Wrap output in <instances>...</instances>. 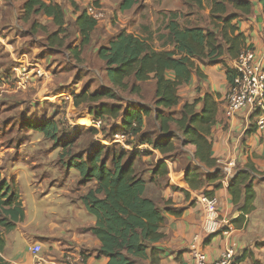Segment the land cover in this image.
<instances>
[{
	"label": "crops",
	"instance_id": "0c3cea01",
	"mask_svg": "<svg viewBox=\"0 0 264 264\" xmlns=\"http://www.w3.org/2000/svg\"><path fill=\"white\" fill-rule=\"evenodd\" d=\"M133 1L131 9L117 13L120 22L132 24L148 12L153 17L154 11L168 14L180 9V0H161L158 8H153V0ZM249 1L253 3V13L235 23L245 35L247 45L264 59V0ZM200 4L205 6V1L198 0L195 7L199 9ZM10 9L0 11V183L10 184L19 194L25 217L10 231L3 230L5 245L1 255L10 264H108L109 259L99 254L101 243L92 232L96 218L83 202L84 196L97 188V181L81 183L79 171L69 165L70 149L57 146L38 129L44 122L52 121L58 114L54 105L62 101L55 104L40 99L46 95L63 97L67 90L64 87L71 84L72 77L67 76V82L58 77L62 70H59L56 55L51 53L53 48L24 47L8 37L4 29L16 25V11ZM211 9L212 6L208 11L210 20ZM196 15L192 10L187 18L193 20ZM27 63L43 68L45 76L38 78L31 74L32 78L23 88L12 67L22 68V64ZM226 64L233 65L229 60ZM200 68L204 77L195 74L191 83L179 90L181 105L203 99L206 94L218 97L221 112L211 135L213 158L221 167L233 163L236 175L240 170H249V166L254 168V209L243 212L245 192L240 193V202L235 203L230 183L224 180L218 189L215 188L218 182L198 189L191 187L187 168L190 164L197 166L194 145L182 147L180 156L167 159L151 149L153 155L148 158H155V163L163 161L168 167L167 183L156 195L150 188L147 191L163 210L165 237L153 245L154 253L150 250L148 257L138 260L137 264H190L194 260L191 246L197 235L203 237V250L210 262L218 260L229 246L235 245L236 264H264V130H259L255 116L245 111L230 119L226 117L225 99L230 82L223 64L200 65ZM153 84L155 87L154 81ZM135 103L149 105L138 100ZM202 105L199 103L197 109ZM86 117L92 118L90 114ZM63 134L59 136L63 138ZM196 161L206 174L214 172ZM148 174L151 176L152 172L149 170ZM202 198L218 200L222 227L211 236L203 231L206 210ZM35 245L42 248L38 256L31 251ZM70 256L72 262H68Z\"/></svg>",
	"mask_w": 264,
	"mask_h": 264
},
{
	"label": "trees",
	"instance_id": "16d2710c",
	"mask_svg": "<svg viewBox=\"0 0 264 264\" xmlns=\"http://www.w3.org/2000/svg\"><path fill=\"white\" fill-rule=\"evenodd\" d=\"M23 1V12L27 19L38 15L53 19L58 30L50 36V40L56 43L67 24L61 3L55 0ZM133 5V0H124L120 10H129ZM229 6L238 14L229 13ZM76 7L79 10L73 26L81 37V47H85L91 43L98 23L77 4ZM252 13L253 3L249 0H214L212 27L209 28L182 27L178 15L172 14L165 33L160 36V40L164 41L161 49L154 47L150 39L126 30L120 31L98 51L99 59L105 63L109 85H104L100 91L90 93L84 89L81 94H75V106L88 108L95 120L120 121L121 125L114 124L111 128L118 133L130 132L138 144L151 146L166 159L174 158L173 153L182 154V147L194 145L195 158L214 172L206 174L200 166L190 164L187 168L188 183L193 189H198L218 182L215 188H220L225 173L213 158L211 135L218 122L221 104L217 96L206 94L203 99L181 105L179 90L189 85L195 74L204 77L200 65L223 64L228 81L230 84L233 82L234 71L226 60L232 62L248 47L246 37L235 20L245 19ZM167 46L172 49H167ZM75 55L80 59L81 49ZM150 81L155 82L153 108L135 104L134 108L129 106L123 110L121 106H108L103 102H124L120 95L122 91L137 93L140 90L138 83ZM199 103L203 104L200 110L197 109ZM92 104L97 106L93 107ZM177 107L181 108L179 116L165 114L166 110ZM145 119H153L156 132L144 131L147 128ZM38 129L57 146L70 149L71 142L59 138L61 129L55 122H44ZM102 129L104 131V126ZM90 133L98 132L92 129ZM157 134L159 139L153 140L152 136ZM104 151L107 152L103 146L92 148L83 156L71 157L69 165L79 171L81 183L93 180L98 183L95 190L84 196L83 202L88 212L96 218L92 232L101 243L99 254L109 259L108 264H137L138 260L148 257L150 250L154 253L153 245L165 237L162 232L165 223L163 210L154 198L147 195L149 183L135 168L136 158L140 154L152 156L153 153L150 150L133 152L125 161L127 153L123 152L112 156L110 163V160H105ZM248 169L240 170L230 182L235 203L240 202V193L245 192L246 200L241 207L245 213L254 209L255 199L253 181L256 171L252 166ZM149 170L152 172L151 182L162 180L164 184L167 183L168 167L165 162L154 163ZM24 217L19 194L10 184L0 183V264H10L1 255L5 245L3 230L10 231Z\"/></svg>",
	"mask_w": 264,
	"mask_h": 264
},
{
	"label": "rangeland",
	"instance_id": "374dc122",
	"mask_svg": "<svg viewBox=\"0 0 264 264\" xmlns=\"http://www.w3.org/2000/svg\"><path fill=\"white\" fill-rule=\"evenodd\" d=\"M58 1H60V5L65 11L67 24L65 27V31L59 34V36L57 37V41L54 44L50 40V36H52L58 30V28L53 23V19L45 17L43 15L32 16L30 19H27L25 17V13L23 12V0H0V11L6 12L8 11L6 10L8 8H11L10 11H13V9L16 11V25L12 26L11 29H4V32L8 35V37H10L11 40L19 41L20 44H23L24 47L28 46L30 48H53L54 51L51 50V53H54V55H56V62L60 66L59 70H62L60 76L58 77H61L66 82L67 79L65 78H67V76L72 77L71 84L67 87H64L67 89L64 92L72 96L68 97V100H65L62 97L57 98L55 96H42V98L40 99L41 102H54L55 104H58V100H62L61 104H59L58 106L54 105L58 114L54 116V118H52V121L60 127V133L64 132L63 138L65 139L60 136L59 138H61L62 140L67 139L71 142V157L76 155L83 156L86 151H90L92 148H97L98 146H103V148L107 150V152H109H103L104 158L105 160H110L109 162L111 163L112 156L120 155L123 152L127 153V157L125 158L126 161L130 157V154H132L133 152H145L151 149L153 150V148L149 145H143L145 147H141L140 144H138L137 139L135 138L134 140H129L128 143L130 144V147L127 150L122 146L110 145V142L104 141L110 138L113 134H116L117 131L112 129L111 127L114 124L121 125L120 121L116 122L111 119H106L104 131L100 127L101 132L99 134L90 133V130L98 129V126L92 123L94 118H91V121V119L86 117L88 114H90L88 108L84 106H80L79 108H77L75 106L73 93L76 92L81 94L82 91L79 92V90L84 89H87L90 93H92L102 90V87L104 85H109L105 70V63L99 59L98 51L100 47L108 45L110 40L120 31L129 30L131 31L130 33L150 39L154 47H156L157 49H161L163 48L164 41L160 40V36L165 33V28L169 23V20L166 21L167 17L170 18L172 14H177L178 22L182 27H212V20H210L208 17V11L211 8L212 2L214 0H204L205 6H202L200 4V7L198 6L199 9L195 7L198 0H180L178 2V5L180 7L178 12H170L168 14H165L163 12L154 11L153 17H151V14L148 12L144 18L133 21L132 24H127L118 20L117 13L120 11V7L123 4L124 0H104L103 15L105 17V22L99 24V27L93 33L91 43L85 47H81V37L77 34V30L73 26L77 16L76 14L78 13L77 11L79 9L76 7L75 3V5L73 4L72 0ZM160 1L161 0H153V8L161 7V5L159 4ZM173 1L176 0H170V2ZM228 9L229 13L233 12L238 14V12L233 9V7L229 6ZM192 10H195L197 12V15L193 20H190L189 18H187V14ZM148 14L150 16H148ZM163 15H166L165 18L162 17ZM123 20L124 19H122V21ZM126 24L127 26H125ZM67 26L69 27L67 28ZM166 48L172 49V47L170 46H167ZM79 49H81V56L80 59H77L75 53ZM132 84L133 83L131 82V86ZM138 85L140 87V90L137 93H132L130 90L124 92L122 91L120 93L124 102H115L113 100H104L103 102L108 104V106H121L123 110H125L129 106H132V108H134L136 104L135 100H138L149 104L148 106L153 108L155 94V87L153 82L150 81L138 83ZM181 93H184V91H182ZM47 99H51L54 101H49ZM91 106L96 107L97 104H92ZM180 109V107H177L172 110H166L165 114L173 113L175 116H179ZM75 123L78 125H75ZM147 125L148 126L146 129H144V131L156 132L157 127L153 123V119H148ZM152 139L158 140L159 135L157 134L152 136ZM99 140L104 142L100 143L101 141L99 142ZM175 142L177 145L179 144L177 140ZM138 146L139 148H136ZM134 148H136L135 151H133ZM66 153L68 152L66 151ZM172 156L177 157L180 156V154L173 153ZM148 157L150 156H141L140 154L139 157L136 158L135 168L138 173L142 175L144 179L149 183L151 192L156 195V191L159 190L164 185V183L162 180L151 182V176L148 174V171L155 163V158L151 157V159H149Z\"/></svg>",
	"mask_w": 264,
	"mask_h": 264
},
{
	"label": "built area",
	"instance_id": "2783aa9c",
	"mask_svg": "<svg viewBox=\"0 0 264 264\" xmlns=\"http://www.w3.org/2000/svg\"><path fill=\"white\" fill-rule=\"evenodd\" d=\"M86 14L96 20L99 24L105 22L104 13V0H72ZM241 55L232 61V69L234 71L233 82L230 84L229 92L225 99V115L227 118H233L239 112L246 111L247 113L255 116L256 127L259 130H264V59L258 57L255 49L247 45ZM12 72L15 74L17 82L26 88L28 81L32 78L31 74L38 78L45 76L43 68L34 63L22 64V68L18 66L12 67ZM76 93H73L75 97ZM50 97L51 95H46ZM62 98L68 100L71 95L63 92ZM49 101H54L47 99ZM46 100V101H47ZM92 121V119H91ZM93 124L98 126V129H94L101 132L100 127L105 125L104 120L93 119ZM100 137V136H99ZM134 140L133 135L130 132H119L114 134L107 140L110 145H119L124 149H129V140ZM101 140H99L100 142ZM101 141L100 143L104 142ZM235 165L233 163L223 166L225 173L224 181L230 183L235 177ZM202 202L205 205L206 221L204 224V234L211 236L221 231L222 220L219 217L218 200L202 198ZM226 232H224L225 234ZM204 240L201 235H197L192 243L191 251L193 252L194 260L190 264H236L237 248L235 245L229 246L222 256L213 262H210L203 250ZM41 246L35 245L32 247V253L38 256L41 253ZM68 262H72V257H67Z\"/></svg>",
	"mask_w": 264,
	"mask_h": 264
},
{
	"label": "water",
	"instance_id": "95a60500",
	"mask_svg": "<svg viewBox=\"0 0 264 264\" xmlns=\"http://www.w3.org/2000/svg\"><path fill=\"white\" fill-rule=\"evenodd\" d=\"M195 163H196V165H198V166H199V164L197 163L196 159H195Z\"/></svg>",
	"mask_w": 264,
	"mask_h": 264
},
{
	"label": "bare ground",
	"instance_id": "6f19581e",
	"mask_svg": "<svg viewBox=\"0 0 264 264\" xmlns=\"http://www.w3.org/2000/svg\"><path fill=\"white\" fill-rule=\"evenodd\" d=\"M89 119H90V118H89ZM75 125H78V124L75 123ZM79 126H80V125H79ZM80 127H81V126H80Z\"/></svg>",
	"mask_w": 264,
	"mask_h": 264
}]
</instances>
